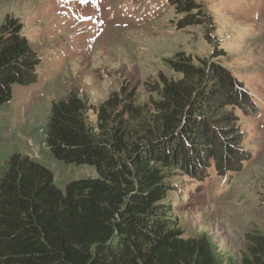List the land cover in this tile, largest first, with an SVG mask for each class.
<instances>
[{"label":"trees","instance_id":"16d2710c","mask_svg":"<svg viewBox=\"0 0 264 264\" xmlns=\"http://www.w3.org/2000/svg\"><path fill=\"white\" fill-rule=\"evenodd\" d=\"M170 1L202 15L195 0ZM214 58L196 65L176 53L169 62L182 77L160 75L149 120L131 93L98 106L74 92L53 101L48 149L67 164L94 166L98 176L62 190L50 169L13 153L0 177V264H218L205 237L182 236L164 202L169 170L193 174L210 158L240 160L239 133L223 109L256 107L243 82ZM40 62L19 22L7 16L0 26V105L13 99L14 85L39 83ZM130 121L142 134H131ZM246 240L240 264H264V234L249 232Z\"/></svg>","mask_w":264,"mask_h":264},{"label":"rangeland","instance_id":"374dc122","mask_svg":"<svg viewBox=\"0 0 264 264\" xmlns=\"http://www.w3.org/2000/svg\"><path fill=\"white\" fill-rule=\"evenodd\" d=\"M195 1L201 16L170 0H0V26L7 16L18 21L41 61L39 83L14 85L13 99L0 105V177L17 152L46 162L58 184L97 177L94 166L67 164L48 149L52 102L74 92L98 106L131 93L149 120L160 75L182 77L169 62L176 53L196 65L217 55L256 107L223 109L239 133L240 160L210 158L193 174L169 170L164 202L184 238L205 237L218 264H240L246 234H264V0ZM128 126L142 134L139 122Z\"/></svg>","mask_w":264,"mask_h":264},{"label":"crops","instance_id":"0c3cea01","mask_svg":"<svg viewBox=\"0 0 264 264\" xmlns=\"http://www.w3.org/2000/svg\"><path fill=\"white\" fill-rule=\"evenodd\" d=\"M28 155H30L31 157H33L34 158V156L30 153V154H28ZM41 164H43L44 166H46L44 163H46V162H40ZM47 167V166H46ZM49 168V167H48ZM51 171H52V169L51 168H49ZM53 173H54V171H52ZM54 176H55V182H56V184L58 185V187H59V185H60V189H62V190H65V188H66V185L69 183V182H71V181H69V182H67V183H65V182H61L62 184L64 183V187H62V184H58V182H57V177H56V174L54 173Z\"/></svg>","mask_w":264,"mask_h":264}]
</instances>
